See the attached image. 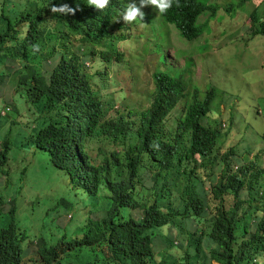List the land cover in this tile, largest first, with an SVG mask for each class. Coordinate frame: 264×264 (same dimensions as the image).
Segmentation results:
<instances>
[{
    "label": "clouds",
    "instance_id": "obj_1",
    "mask_svg": "<svg viewBox=\"0 0 264 264\" xmlns=\"http://www.w3.org/2000/svg\"><path fill=\"white\" fill-rule=\"evenodd\" d=\"M234 5L239 6L232 2L233 7L231 6L232 10H230L233 14L232 22L234 26L241 25L244 28L243 36L245 41L242 42L247 51L251 54V60L255 72L261 73L264 70V36L257 34L253 29L255 26L264 23V0H245L243 4L239 6L242 8L243 6L252 5L253 12L251 14L250 12H233ZM49 8L52 13H57L58 23L61 24V36H49L44 44L48 45L50 48L61 47L64 52L73 58L77 66L82 69L86 67L88 68L89 72L83 70V72L78 73L79 77L83 79L79 85V92L84 96L92 97L94 91L99 93L97 90L99 83L102 86L106 85H103L100 81L97 85L93 84L94 77L102 79L109 75L108 68H105L104 66L105 63L109 62L111 64H116L125 61L121 60V58H119L118 61H114V58L116 56H123V51L120 45L121 43L128 42V39L132 40L133 38H136L135 40L137 41L136 24L138 22L148 24L156 18H164L166 22L175 25L186 40L193 41L201 35V30L197 27V21L201 15L206 14L204 15V18L201 19V24H209L210 30L205 32L203 38L205 44L210 42L211 46H213V51L207 53L204 57L214 58L217 61V0H215V6L203 4L199 2V0H56L55 4L49 5ZM255 11L259 17L257 22H253L251 18V15ZM241 13L246 14V21ZM64 33L68 36H65ZM131 36L132 38H130ZM76 38L80 44L78 46L72 42V40ZM248 46H250V48H248ZM98 54L102 55V61L100 64L103 68V72L92 73L89 70L90 59L92 56ZM194 60L198 62L197 67L199 68L206 67L212 69V71L216 68V65H211L209 62L201 63L197 58ZM10 62L17 61L9 60L8 64L0 69V74H4V83L6 81L5 70L10 66ZM57 64L61 65L60 61H58ZM159 64L160 65L155 66H161L160 62ZM178 66L182 68V63H179ZM21 68L22 69L18 71L20 76L24 71L23 67ZM116 68L118 67H113V71ZM49 70H51L53 77H56L57 73L60 71L56 69L54 65L50 64ZM62 70H64V68L61 66V71ZM152 78L154 89L156 82H165L171 88L185 92L187 99L181 103L190 102L188 105V111L184 109L175 119L170 120L171 114L178 108L181 104L180 103L177 107H172L164 112H154L150 106L143 111L137 119L125 114H120L118 117H111V110L115 105L111 104L107 106L106 101L102 97L105 105L104 112L100 117L93 114V111L99 108L98 103L93 99L94 103L90 107L91 119L89 120V123L84 125V122L80 124L81 120L79 121L76 119V117L79 116L77 113H74V105L76 104L70 106V99H62L61 105H65L67 110L70 111V114L67 116H61L65 119V123H69L73 129L81 130L80 133L82 136L72 142V149L70 152L61 154V157L62 160L67 163L76 162L77 155H75V151L80 152V144H87L88 138H94L95 141L108 140L103 136V133H105V128L109 127L119 139L116 151L126 159L127 163L133 162L139 158L145 165H147L149 171L150 169H153L155 172L152 174L150 171L147 175L153 176L155 188H150L146 181L142 180L146 184L144 196L147 198V208L143 206L137 208L131 207L123 200V198L122 200L113 199L110 196L111 186L106 184L109 189L103 195L106 204L110 208H112L111 206H114L130 215L128 219H123L122 217L118 218L119 224L124 223V227L117 226L115 231L116 240L113 241L112 246H121V243L117 240L122 239L125 230L128 231L132 229L139 231V237L136 241L139 246V254L132 256L135 263L136 260L139 259L142 264H188L194 255V253L190 251V237L188 231L192 232L196 228L195 225H190L189 222L195 208L191 204L180 203L179 200H184L187 197V192L184 191L177 193L175 189L179 185L192 188L202 186V176L199 173L194 172L187 164L189 159L194 162L195 166L202 167L204 171L213 174H216V169H219L220 166L223 165L222 169L225 167L221 162L216 164V116L210 114L211 101L214 93L211 91L206 98H204L198 90H188L187 85L182 78L168 75L163 72L152 75ZM261 85L264 92V78L261 80ZM3 88L4 85L2 86L0 93ZM16 95H18L17 85L15 96ZM22 104L27 109V113H30L32 116L34 123V116L30 112L29 106L24 99ZM220 107L221 110L225 109L223 105ZM1 115L7 116L4 111L1 112ZM33 123L30 127V133L24 129L15 132L17 133L16 139L23 134L29 137L32 134L31 128ZM14 125H17V123H13L10 127V132L3 135L0 141V150L2 149V144L5 140L9 142L7 148L10 149V147H13L14 144L11 138L12 133H14ZM221 126L224 127V124L220 123L221 134H224V136L227 137L226 132L222 133ZM66 141L67 136H62L61 144ZM90 141L91 140H89V143ZM260 150L254 154H250L246 160L239 165L233 163L234 158L237 156V151L234 150V153L228 158L231 163L234 164V167L233 169L229 168L228 173L234 175L237 174L239 176L240 169L249 164L255 169H264V155L260 153ZM85 154V158L81 161L83 163H88L86 160L87 153ZM73 156L75 158H73ZM206 165L207 168H205ZM8 167H10L9 160L7 165L4 166V173L1 180L4 176L9 174L7 171ZM169 169H171L173 173H168ZM221 170L219 176L210 184L212 189L216 188V183L221 177ZM162 172H166V175H162ZM156 176H161L160 179H163L172 191L169 200L166 203H160L159 205H156V199H158L157 195L159 193V185L161 182ZM62 178H66L70 183V188L64 189L62 193L64 191H72L75 200H79L80 195L85 197L87 199V206L84 210L89 208L93 209L94 202L99 199V197L92 192H86L84 187L88 185H85L84 182L89 181L93 183L99 181V178L96 180H78L76 183H71L69 178L64 175ZM207 185L208 184H206V186ZM257 191L259 196H263L264 185L258 184ZM62 193L60 194V207L65 210L64 213L68 211L72 212V203L66 200ZM206 195H211V192L205 190L202 200L206 199ZM231 197L233 198V204H231ZM0 198L2 201L1 193ZM236 199L237 198H235L233 193L230 192L225 195L220 202L211 201L209 203V210L211 204L215 203V211H217V208H221L225 212H230L236 203ZM238 199L241 201L248 200V192L246 189L240 191ZM61 200L63 201V204L61 203ZM52 208L53 206H48L49 212L45 213V217L50 213ZM249 208H251V211ZM153 211H158L161 214L159 215L161 216V218L159 217L160 220L154 218L152 214ZM176 211L183 213L186 220L182 221L180 215L177 214ZM249 211L254 212L251 217H249ZM244 212H246V214H243ZM237 213L238 218L235 222V226L226 223H216V264H264V226L261 232L256 231L257 224L260 223L262 219L264 220V199H258L250 204L244 202ZM2 215L4 214L0 213V216ZM97 215L98 214L94 211L93 216L86 217L81 223L76 222L73 232L63 231L60 234V230H57V235L44 232L45 239L47 236L52 235L59 237L62 242L72 240L79 249L90 251L91 254L88 255V257L91 259L98 256L107 258L109 260L108 264H128L127 254L115 251H109L106 253L105 242L103 241L98 242L89 239L93 242V245L89 244L90 246H87L84 243L86 239L83 231L84 222L88 218H93ZM15 218L20 224L21 220L18 219L16 213ZM245 219H247L248 222L244 227L242 239L237 240L234 236L236 223ZM48 222H51V219ZM205 224L206 222L202 225H198L197 228H205ZM71 227L72 226H69L67 229H70ZM172 231H175L177 236L182 239L179 242V245L183 250L178 251L179 255H176L171 251L173 248H177L173 245L174 242L171 237ZM32 237L27 236L25 241ZM157 238H162L165 244L164 250L160 252L159 255H157L155 251V240ZM12 249H15L13 245ZM17 249L19 248L17 247ZM19 250L23 255L22 257H25L26 251ZM68 255L69 257H72L74 253L69 251ZM38 256L40 258L39 254ZM77 256L80 262L86 260L80 254H77Z\"/></svg>",
    "mask_w": 264,
    "mask_h": 264
},
{
    "label": "rangeland",
    "instance_id": "obj_2",
    "mask_svg": "<svg viewBox=\"0 0 264 264\" xmlns=\"http://www.w3.org/2000/svg\"><path fill=\"white\" fill-rule=\"evenodd\" d=\"M244 1L217 0V61L214 58L204 57L213 51L210 42L205 44L203 38L205 32L210 30L209 24H201V19L206 14L201 15L197 21L201 35L193 41L186 40L175 25L166 22L164 18H156L148 24L138 22L136 24L137 41L136 38H133L132 40L128 39V42L121 43L123 56L114 58V61H118L119 58L125 61L116 64L105 63L104 66L108 68L109 75L102 79L93 78V84L97 85L99 81L103 85L106 84L102 86L99 83L97 90L106 101L107 106L115 105L110 116L118 117L120 114H125L137 119L152 104L154 92L152 75L163 72L182 78L188 90H198L204 98L213 91L210 114L216 116L217 123L224 124V127L221 126L222 133H227V137L223 134L217 140L220 149L217 148L216 164L221 161V156L230 147L237 151L233 163L238 165L246 160L250 154L258 152L264 144L262 138L264 134V92L261 85L264 70L261 73L255 72L251 54L242 42L245 41L244 28L241 25L234 26L233 14L230 11L232 10V2L240 6ZM199 2L215 6V0H199ZM239 6L234 5L233 12H250V14L253 12L252 5L242 8ZM9 7H17L22 11L29 7L28 0H15ZM241 15L246 21V14L241 13ZM72 42L77 46L80 45L77 38L73 39ZM101 57L100 54L91 57L90 72H103L100 64ZM195 58L201 63L209 62L211 65H216L215 70L197 67L198 62L194 60ZM159 62L161 66H155L160 65ZM179 63H182V68L178 66ZM9 65L5 70L8 86H4L0 97L15 96L16 93V85L20 78L18 71L23 66L20 61L10 62ZM48 65L44 62L45 69H49ZM113 67L118 68L113 71ZM14 78L17 79L16 82ZM11 102L22 104L23 99L18 94L10 100L0 101V107L4 108L7 103ZM189 103V101L181 103L171 114L170 120L175 119L182 110L186 109ZM221 105L225 107L224 110H221ZM15 122L17 125L13 126L14 133H12L11 138L14 145L10 147L8 153L10 167L7 171L9 174L1 180L3 173H0V193L2 195L0 213L4 214L14 207L16 216L21 220L19 224L21 230L28 237L36 234L23 242L17 241L14 237L4 240L5 250L9 251L12 245L16 244L19 249L26 251L25 257H19L16 260L18 262L40 264L36 242L45 243L44 232L54 235H57V230H60V234L63 231L73 232L76 222L81 223L86 217L93 216L94 211H98L102 216L114 215L112 208L104 201L103 195L109 190L106 184L111 186L110 196L115 200H122L120 185L124 183L137 186L140 180H144L150 188H155L153 176H145L143 173L147 165L141 159L137 158L133 162L126 163L122 169L115 167L107 169L102 163V159L116 149L115 145L108 140L90 141L89 144L81 143L79 146L80 153L88 152L91 162L101 171L99 181L84 182L85 185H88L84 187V190L99 197L94 202L93 209L84 210L87 206L85 197L80 195L79 200H75L72 191L62 193L64 189L70 188L68 180L62 178L63 173L49 169L34 146H23L28 136L23 134L16 139L17 133L15 132L24 129L30 133V127L33 123L32 116L27 113L23 104L19 107V111L8 112L7 116L0 118V141L4 134L10 132V127ZM74 156L73 158H75ZM227 162L229 168L233 169L234 164L231 163L230 159ZM222 167L223 165L216 169V177L219 176ZM150 171L152 174L155 173L153 169ZM168 173H173V171L169 169ZM162 175H166V172H162ZM156 177L161 178V176ZM61 193L66 200L72 203V212L64 213L65 210L60 207ZM159 204L160 201L156 199V205ZM231 204H233L232 197ZM48 206H53V208L45 217V213L49 212ZM210 207L211 211L215 212L216 204H211ZM159 217L161 218V216ZM50 219L51 222H48ZM247 222L248 220L245 219L236 223L234 236L237 240L242 239ZM69 226L72 227L67 229ZM171 237L174 242L173 245L177 247L171 251L179 255L178 251L183 250L179 245L182 239L177 236L175 231L171 232ZM89 244L93 245V242L89 240ZM164 247L162 238H157L155 240L156 254L159 255Z\"/></svg>",
    "mask_w": 264,
    "mask_h": 264
},
{
    "label": "trees",
    "instance_id": "obj_3",
    "mask_svg": "<svg viewBox=\"0 0 264 264\" xmlns=\"http://www.w3.org/2000/svg\"><path fill=\"white\" fill-rule=\"evenodd\" d=\"M15 0H0V69L8 64V61H20L23 64L24 71L20 76L17 84V92L25 100L29 106L30 112L34 116V123L31 128L32 134L27 138L23 146H34L36 152L42 156L49 169L60 171L64 176L68 177L71 183H76L78 180H96L99 178L101 171L98 167L92 165L91 158L87 152L86 160L88 163H83L86 154H81L75 151L76 162L67 163L62 160L61 154L68 153L72 149V142L80 138L81 130H75L69 123H65L62 116H67L70 111L65 105H61V100L70 99V106L74 105V113L79 116L77 120H81L86 125L91 119L90 107L93 105V99L99 105V108L93 111V114L100 117L104 112V101L102 96L94 91L92 97L84 96L79 92V85L83 79L78 73L83 70L88 71V68L82 69L75 64V61L69 54L64 52L61 47L50 48L44 44L49 36H61V24L58 23L57 13L50 11L49 5L55 4L56 0H28L29 7L24 10H19L17 7H9ZM251 18L253 22L259 20L258 14L255 11ZM257 34L264 36V23L255 26L253 29ZM65 36H68L64 33ZM44 44V45H43ZM60 61L61 65L57 62ZM44 62L53 64L56 69L60 70L56 77H53L51 70L44 68ZM49 66V65H48ZM61 66L64 70L61 71ZM89 72V71H88ZM16 82V78H14ZM8 86V81L4 83V74H0V90L2 86ZM15 96H1L0 101L10 100ZM62 97V98H61ZM187 99L185 92L171 88L165 82H156L153 101L151 104L154 112H164L172 107H177L181 102ZM113 105V104H112ZM22 104L15 102L7 103L4 108L0 107V118L4 111L17 112ZM112 108V106H111ZM189 106L186 107L188 111ZM62 115V116H61ZM64 127V128H63ZM83 127V126H82ZM63 128V130H62ZM67 136V141L61 144V137ZM220 123L216 122V152L219 145L217 140L221 137ZM103 136L112 144H119V139L114 135L109 127L105 128ZM49 137V138H48ZM264 139V135H263ZM95 141L94 138H88ZM9 142L5 140L0 150V173H4V166L8 162ZM234 153V149L230 148L221 156V161L224 168L221 170V177L216 183V188L212 189L210 184L216 179V174L206 172L202 167L195 166L194 162L189 159L187 164L196 173L202 176V186L192 188L189 186L179 185L175 191L177 193L187 192V197L184 200H179L180 203H188L194 206L195 211L189 219L190 225H195L196 228L188 231L190 237V251L194 253L188 264H216V223H226L235 226L238 218L237 211L244 202L252 203L258 199H264L259 196L257 188L258 184L264 185V169H255L251 164L245 165L240 169V175L229 174L228 158ZM264 155V146L260 150ZM217 160V157H216ZM102 163L109 169L115 167L122 169L127 161L121 156L116 149L112 150L107 156L102 159ZM217 163V164H218ZM207 168V165L206 167ZM150 171L145 168L144 175L147 176ZM159 193L157 195L160 203H166L172 194L171 189L166 185L163 179H160ZM206 184H208L206 186ZM246 189L248 192V200L241 201L238 199L240 191ZM146 184L144 181H139L137 186L130 183L120 185V195L123 200L131 207H148L147 198L144 196ZM205 190L211 192V195H206V199L202 200ZM233 193L236 199L232 210L225 212L221 208L212 212L209 210V203L220 202L228 193ZM0 198V204H1ZM63 204V201L61 200ZM114 215L102 216L98 211L96 217L88 218L83 225V231L86 239L84 243L89 245L88 240H96L105 242V252L115 251L127 254L128 264H142L141 261L132 259V256L139 254V246L137 239L139 231L125 230L123 237L119 241L121 246H112L116 240L115 231L119 224V217L128 219L130 215L127 212L117 209L114 206ZM251 211V208H249ZM216 210V209H215ZM249 211V212H250ZM16 210L11 208L4 215L0 216V264H24V262L16 261L22 257V253L17 249V245L13 244L9 251L4 249V240L14 237L17 241L23 242L27 239V235L21 230L19 222L15 218ZM180 215L182 221H185V215L176 211ZM254 212H250L249 217ZM155 219H159L161 215L158 211L152 212ZM243 214H246L244 212ZM244 217V216H243ZM241 217V218H243ZM204 222L205 228H197ZM264 226V220L257 224L256 231L261 232ZM124 227V226H123ZM89 233L91 235H89ZM103 237V238H101ZM40 255V264H108L107 258L95 256L94 259L88 257L90 251L79 249L72 240L61 241L57 236H47L45 243L37 241ZM72 251L74 255L69 257L68 252ZM77 254L82 255L86 260L80 262ZM13 256V257H12Z\"/></svg>",
    "mask_w": 264,
    "mask_h": 264
},
{
    "label": "crops",
    "instance_id": "obj_4",
    "mask_svg": "<svg viewBox=\"0 0 264 264\" xmlns=\"http://www.w3.org/2000/svg\"><path fill=\"white\" fill-rule=\"evenodd\" d=\"M248 48H250V46H248ZM253 50V49H252Z\"/></svg>",
    "mask_w": 264,
    "mask_h": 264
}]
</instances>
